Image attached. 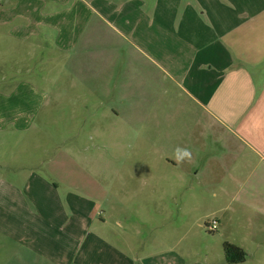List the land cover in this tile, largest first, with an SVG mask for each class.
<instances>
[{
  "label": "crops",
  "instance_id": "1",
  "mask_svg": "<svg viewBox=\"0 0 264 264\" xmlns=\"http://www.w3.org/2000/svg\"><path fill=\"white\" fill-rule=\"evenodd\" d=\"M0 22L16 29L4 39L30 45L33 54L42 47L51 59L39 74L16 59L13 65L32 75L0 81V264H199L167 245L161 209L135 217L143 235L115 231L102 208L103 187L81 174L87 167L68 155L58 167L55 157L45 162L40 136L55 138L42 129L56 123L62 98L68 107L90 104L97 115L110 113L112 123L128 124L127 134L142 138L143 154L155 159L122 180L120 166L102 169L112 177V212L125 211L116 191L129 185L158 207L174 198L170 188L182 203L208 194L223 246L255 262L248 251H264V0H0ZM103 32L111 54L99 53L94 71L74 69L78 84L57 86L70 76L72 51L93 49ZM76 116L65 119L63 141L78 136ZM178 149L191 159L178 165ZM176 215L184 220L183 211Z\"/></svg>",
  "mask_w": 264,
  "mask_h": 264
},
{
  "label": "rangeland",
  "instance_id": "2",
  "mask_svg": "<svg viewBox=\"0 0 264 264\" xmlns=\"http://www.w3.org/2000/svg\"><path fill=\"white\" fill-rule=\"evenodd\" d=\"M9 30V31H8ZM8 37L13 36L15 34L16 29H9V27L4 26L0 22V81L2 77L5 76L7 78L15 77L17 78H26V76L32 75L26 74L25 71L21 73L19 71V66L13 65L14 60H21L20 66H26L30 69L34 68L35 73L39 74L46 68L48 61L51 63L50 55H47V51L39 47L36 49L35 53L27 52L30 51V45L22 49L14 40H6L4 36L6 32ZM87 37H91L92 29L88 28L86 31ZM94 34V33H93ZM82 36L85 37L83 34ZM98 42V43H97ZM112 39L106 33H102L101 40H93V49L88 48L85 45V48L82 44L79 48L72 51V58L69 60V65L66 66V69L69 70L70 76L65 77L61 76L58 79L57 86L68 83L71 81L72 83L78 84L79 80L75 74L73 73L74 69H93L96 68L95 64H99V53H103L104 57L106 55H110L112 52ZM121 53H126L124 50ZM52 56V55H51ZM56 56V55H55ZM87 64V65H85ZM91 66V67H89ZM103 68V67H102ZM61 71V74L64 69V65L57 68ZM105 69H113L112 67L106 65ZM104 69V70H105ZM118 70V69H117ZM116 70V72H117ZM20 74H17V72ZM46 72V70H44ZM110 72V71H109ZM55 75V74H54ZM58 75V73H57ZM111 81V80H110ZM95 85L96 82H87V85ZM100 84V82H98ZM57 96L62 95L56 91ZM52 96V94H51ZM87 100L90 102H94V97L87 94ZM58 100V98H57ZM107 104V103H106ZM92 105L89 104L88 109L81 104V107H68L65 105L63 98L55 107L53 111L54 116L56 117V123L49 127H43L46 129H42L43 132H50L54 135V139L50 141L48 138L44 136H40V148H41V156L45 157V162H48V159H55V166H59L65 161V157L63 155H68L72 160L78 164H82L87 167L86 172H82V175H86L96 180L100 186L103 187L104 193H106L105 201L102 204V208L107 211L109 222H112V228L115 231L121 232L122 230H134L140 232L139 235L145 234L144 226L141 223L134 224L136 222V218L140 217L141 219H145L151 215L157 214L156 212L161 209L162 213L167 215V220L160 221L162 223V227L159 231L162 230L163 235H165L166 243L171 248L177 245V249L183 254H186L192 260L199 262V264H227L224 256L223 244L225 242V237L220 232V230H216L213 233L208 232L204 225L207 221L213 219L212 213V204L213 199L208 194H205V197L199 196L197 199H192L190 197H184L183 203L181 202V196L179 194V190L175 188H170L168 190L169 195H173L174 198H167L161 204V207H158V204L147 203L143 200L144 197L138 196L141 187L136 186V189H133V185H129L123 188H119L116 192L119 193L118 201L124 205H120V209H124L125 211L111 210L112 197V188L111 186V174L109 172L102 171V169L112 167L118 169H123L121 173V180L126 179L124 173L127 174L132 173L133 169L142 170L144 166H150L155 163L154 157H146L143 154L144 149V141L143 139L136 137L133 132L127 134L128 124L112 123L110 120L111 114H105L103 116L99 115V109H97V113L95 114V109L90 108ZM47 108L43 109L44 112ZM107 109V108H106ZM110 109H108L109 111ZM118 111H125L128 109H117ZM76 112V113H75ZM44 113H41V116ZM69 115L76 116L77 125L71 124L72 132H76L77 137L72 140L63 141L65 127L68 124L65 123V119L68 120L67 117ZM138 115H142V109ZM181 117H186L184 114H177ZM100 118L102 120H100ZM96 120L98 121L96 123ZM67 122V121H66ZM77 130L76 128H79ZM142 125L138 124L137 128H141ZM178 128H183L185 131V124L178 123ZM50 128V129H49ZM119 128V130H118ZM122 128L124 132H122ZM118 135L121 137H117ZM78 132V133H77ZM116 132V133H115ZM115 133V135H112ZM124 135V136H122ZM46 151V154H45ZM59 160V162H58ZM101 168V170L99 169ZM100 170V171H99ZM81 172V171H80ZM79 171L70 172L71 175H76L80 173ZM44 174L49 176V173L43 170ZM64 175L65 173H56ZM69 175V174H68ZM142 172H139V180L142 178ZM66 176V174L64 175ZM168 176V180L175 179L174 173L166 174ZM74 177V176H73ZM133 184L136 183L135 180L131 181ZM134 190H137L139 194H134ZM103 195V194H102ZM127 202V203H126ZM113 205V203H112ZM160 206V205H159ZM183 211L185 213L184 220H179L177 217V213ZM188 214V215H186ZM136 217V218H135ZM140 225L142 230L140 229ZM127 231V232H128ZM157 234V232H154ZM193 245L195 248L193 250L190 249V246ZM249 255L255 258V262L252 260H246L242 264H264V251L253 249L248 251ZM257 261H261L258 263Z\"/></svg>",
  "mask_w": 264,
  "mask_h": 264
},
{
  "label": "trees",
  "instance_id": "3",
  "mask_svg": "<svg viewBox=\"0 0 264 264\" xmlns=\"http://www.w3.org/2000/svg\"><path fill=\"white\" fill-rule=\"evenodd\" d=\"M224 256L227 264H239L245 261V254L235 247L225 246L224 248Z\"/></svg>",
  "mask_w": 264,
  "mask_h": 264
},
{
  "label": "clouds",
  "instance_id": "4",
  "mask_svg": "<svg viewBox=\"0 0 264 264\" xmlns=\"http://www.w3.org/2000/svg\"><path fill=\"white\" fill-rule=\"evenodd\" d=\"M173 159L179 165L180 163L184 162L185 160L191 159V152L187 149H178L176 154L173 156Z\"/></svg>",
  "mask_w": 264,
  "mask_h": 264
},
{
  "label": "built area",
  "instance_id": "5",
  "mask_svg": "<svg viewBox=\"0 0 264 264\" xmlns=\"http://www.w3.org/2000/svg\"><path fill=\"white\" fill-rule=\"evenodd\" d=\"M218 227V221L216 219H211L210 221H207L206 224L204 225V228L210 232L213 233L217 230Z\"/></svg>",
  "mask_w": 264,
  "mask_h": 264
}]
</instances>
